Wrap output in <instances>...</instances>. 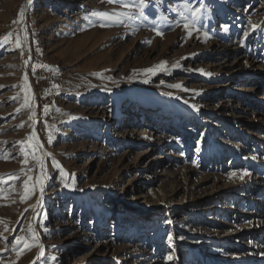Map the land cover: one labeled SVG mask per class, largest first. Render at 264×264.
I'll return each instance as SVG.
<instances>
[{"label": "rangeland", "instance_id": "374dc122", "mask_svg": "<svg viewBox=\"0 0 264 264\" xmlns=\"http://www.w3.org/2000/svg\"><path fill=\"white\" fill-rule=\"evenodd\" d=\"M80 255L264 264V0H0V264Z\"/></svg>", "mask_w": 264, "mask_h": 264}, {"label": "snow or ice", "instance_id": "6c2138e0", "mask_svg": "<svg viewBox=\"0 0 264 264\" xmlns=\"http://www.w3.org/2000/svg\"><path fill=\"white\" fill-rule=\"evenodd\" d=\"M110 2H111V0H110ZM126 7L128 6V5H125ZM139 7H140V14L141 15H144V8L145 7H147V0H139ZM21 17H23V12H21ZM92 15H94V16H97V17H100V18H102V19H113V17L111 16V15H109L108 13H103V12H93L92 13ZM224 30L225 31H227L228 29H227V26H225V28H224ZM11 36V34H9V37ZM9 37H5V39H8ZM161 68H164V65H161L160 66ZM148 72H153V71H155L154 69H148L147 70ZM193 108H196V106L195 105H193L192 106ZM196 110H198V108L196 109ZM23 238H19L18 240H17V243H20V240H22ZM169 239H171V237L169 238ZM169 259H171V257H169Z\"/></svg>", "mask_w": 264, "mask_h": 264}, {"label": "bare ground", "instance_id": "6f19581e", "mask_svg": "<svg viewBox=\"0 0 264 264\" xmlns=\"http://www.w3.org/2000/svg\"><path fill=\"white\" fill-rule=\"evenodd\" d=\"M85 256L84 255H80V257L77 258L76 263L77 264H81L84 262Z\"/></svg>", "mask_w": 264, "mask_h": 264}, {"label": "built area", "instance_id": "2783aa9c", "mask_svg": "<svg viewBox=\"0 0 264 264\" xmlns=\"http://www.w3.org/2000/svg\"><path fill=\"white\" fill-rule=\"evenodd\" d=\"M41 126H42V127H45V126H46V124H45V123H43V124H41Z\"/></svg>", "mask_w": 264, "mask_h": 264}]
</instances>
